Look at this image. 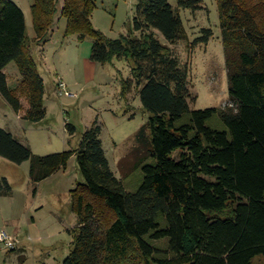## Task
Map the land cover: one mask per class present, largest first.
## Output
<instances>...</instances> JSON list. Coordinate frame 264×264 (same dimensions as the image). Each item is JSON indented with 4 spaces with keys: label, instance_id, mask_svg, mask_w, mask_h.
I'll use <instances>...</instances> for the list:
<instances>
[{
    "label": "trees",
    "instance_id": "trees-1",
    "mask_svg": "<svg viewBox=\"0 0 264 264\" xmlns=\"http://www.w3.org/2000/svg\"><path fill=\"white\" fill-rule=\"evenodd\" d=\"M181 9H203V0H178ZM229 83V105L192 110L189 68L174 47L189 41L168 0H138L131 28L119 39L94 29V0H34L35 37L12 0H0V93L23 119L39 124L47 115L45 84L36 49L45 44L59 13L66 35L94 39L91 60L124 61L121 97L137 92L147 122L133 140L142 179L132 191L116 177L100 139L98 122L79 149L34 154L0 129V156L30 161L39 183L66 169L76 156L83 182L71 191L77 224L64 264H256L264 261V0H218ZM203 29L190 48L207 44ZM15 62L20 83L10 89L6 68ZM70 133L75 128L67 123ZM6 178L0 195H10Z\"/></svg>",
    "mask_w": 264,
    "mask_h": 264
},
{
    "label": "rangeland",
    "instance_id": "rangeland-1",
    "mask_svg": "<svg viewBox=\"0 0 264 264\" xmlns=\"http://www.w3.org/2000/svg\"><path fill=\"white\" fill-rule=\"evenodd\" d=\"M12 1L25 11L27 34L34 38L30 9L34 0ZM94 1V29L113 40L128 34L138 0ZM168 1L180 13L189 37L174 50L189 68L191 109L224 108L230 96L218 0H203V9L197 11L181 9L178 0ZM60 2L62 5L63 0ZM66 26L67 19L59 13L47 42L34 54L45 84L46 118L39 124H28L23 119L28 102L22 100L23 111L17 114L0 93V129L13 134L34 154L48 156L79 149L84 133L98 122L111 170L134 191L142 174L135 168L133 137L148 116L135 90L128 101L121 97V77L128 78L130 68L124 61L105 66L93 62L94 39L81 41L78 35L67 36ZM203 29L213 30V37L191 49ZM5 73L9 85L16 88L21 80L16 63L9 64ZM59 78L67 85L68 94L59 95ZM67 123L75 128L74 133L68 131ZM30 168V161L16 164L0 156V179L6 178L12 188L10 195H0V235L5 233L16 241L15 249L0 243V264H64L73 249L69 231L78 221L71 191L83 182L77 157L70 158L66 169L39 183L32 181ZM255 263L264 261L258 258Z\"/></svg>",
    "mask_w": 264,
    "mask_h": 264
},
{
    "label": "built area",
    "instance_id": "built-area-1",
    "mask_svg": "<svg viewBox=\"0 0 264 264\" xmlns=\"http://www.w3.org/2000/svg\"><path fill=\"white\" fill-rule=\"evenodd\" d=\"M67 85L65 84V82L59 78V95L62 96L64 94H68V92H65ZM0 243H4L5 248L8 249H15V243L16 241L13 240V238L9 237L8 235H6L5 233L0 235ZM1 249V248H0Z\"/></svg>",
    "mask_w": 264,
    "mask_h": 264
},
{
    "label": "crops",
    "instance_id": "crops-1",
    "mask_svg": "<svg viewBox=\"0 0 264 264\" xmlns=\"http://www.w3.org/2000/svg\"><path fill=\"white\" fill-rule=\"evenodd\" d=\"M32 6V5H31ZM31 6H30V9H31ZM19 7H21L20 5H19ZM22 9V8H21ZM24 11V10H23ZM24 14H25V18H26V22H27V17H26V13H25V11H24ZM10 86V89H15V88H12L11 87V85H9Z\"/></svg>",
    "mask_w": 264,
    "mask_h": 264
}]
</instances>
